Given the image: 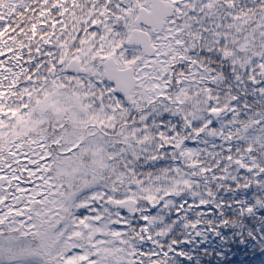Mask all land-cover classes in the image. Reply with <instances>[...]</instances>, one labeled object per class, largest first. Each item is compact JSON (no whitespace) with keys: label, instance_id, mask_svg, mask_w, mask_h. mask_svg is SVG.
I'll list each match as a JSON object with an SVG mask.
<instances>
[{"label":"snow or ice","instance_id":"6c2138e0","mask_svg":"<svg viewBox=\"0 0 264 264\" xmlns=\"http://www.w3.org/2000/svg\"><path fill=\"white\" fill-rule=\"evenodd\" d=\"M0 264H264V0H0Z\"/></svg>","mask_w":264,"mask_h":264}]
</instances>
